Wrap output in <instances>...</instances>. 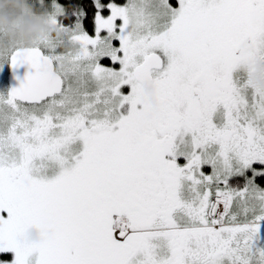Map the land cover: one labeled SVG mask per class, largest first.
Listing matches in <instances>:
<instances>
[{"label": "snow or ice", "instance_id": "1", "mask_svg": "<svg viewBox=\"0 0 264 264\" xmlns=\"http://www.w3.org/2000/svg\"><path fill=\"white\" fill-rule=\"evenodd\" d=\"M93 2L94 35L61 24L50 0L64 39L0 52L31 69L0 93V253L10 264H264V93L233 79L241 41L264 62V0Z\"/></svg>", "mask_w": 264, "mask_h": 264}, {"label": "clouds", "instance_id": "2", "mask_svg": "<svg viewBox=\"0 0 264 264\" xmlns=\"http://www.w3.org/2000/svg\"><path fill=\"white\" fill-rule=\"evenodd\" d=\"M66 34L65 30L49 22L47 11L35 9L32 0H0V52L29 48L43 39L59 41ZM238 52L247 59L236 70L246 74L245 83L250 89L264 93V62L252 54L247 40L239 43ZM141 91L145 103L154 108L152 87L144 86ZM39 235L35 230L28 229L23 238L29 243H36Z\"/></svg>", "mask_w": 264, "mask_h": 264}, {"label": "rangeland", "instance_id": "3", "mask_svg": "<svg viewBox=\"0 0 264 264\" xmlns=\"http://www.w3.org/2000/svg\"><path fill=\"white\" fill-rule=\"evenodd\" d=\"M58 4L62 6V8L64 9V13H66V8L65 6L60 3L58 0H57ZM99 2L101 3V1L99 0ZM50 3V0H45V7L44 8H38L36 6V0H32V4H33V7L37 10H41V11H47V12H50L51 11V8L50 7H47V5ZM127 3V0H122V3H121V6L123 4ZM170 3L173 4V6H177V0H170ZM102 4V3H101ZM106 5V3H103ZM96 12V11H95ZM107 10L106 8L104 9V13H106ZM81 13H83L82 11L80 12H77L75 14V16H73V18H68L69 20H67L65 18V16L67 15H64V16H60L58 17V21L61 23V24H64V25H67V26H71L73 23H75L77 20H79L82 28L87 31L85 29V26L83 24V15H81ZM103 13V12H102ZM103 15V14H102ZM66 20V21H65ZM90 35H94V25H93V29L92 31H87ZM118 43V42H117ZM104 60V59H103ZM101 61L102 65L103 66H106V67H114V68H117L118 69V65L117 67L116 66H109L107 62H104V61ZM107 60V59H106ZM109 63L111 64L112 62L109 61ZM7 73H8V61L3 58V57H0V93H6L7 92V88H8V84H7ZM241 74V77L239 79H236V78H233L235 83L237 84V86H242L245 84V80H246V74L240 72ZM248 92H251V89L248 88L247 89ZM234 185V184H233ZM237 183L234 185L236 186ZM261 231H263V237L264 238V220H261L259 222V230H258V233H257V236L261 239L260 237V233ZM257 241H254V245L255 247H258L260 249H264V243H262L263 245H259L257 246ZM13 258V254L12 253H0V264H4V262H8V264H10L11 260Z\"/></svg>", "mask_w": 264, "mask_h": 264}, {"label": "trees", "instance_id": "4", "mask_svg": "<svg viewBox=\"0 0 264 264\" xmlns=\"http://www.w3.org/2000/svg\"><path fill=\"white\" fill-rule=\"evenodd\" d=\"M58 1L62 3L66 8V13H64V15H67L65 16L67 20H69L68 18H73V16H75L77 12L82 11L83 24L85 26V29L90 32L92 31L94 25L93 18L96 11V6L93 0H58ZM100 1L105 3L106 0H100ZM113 1L122 2V0H113ZM104 9H102L103 13H104Z\"/></svg>", "mask_w": 264, "mask_h": 264}, {"label": "flooded vegetation", "instance_id": "5", "mask_svg": "<svg viewBox=\"0 0 264 264\" xmlns=\"http://www.w3.org/2000/svg\"><path fill=\"white\" fill-rule=\"evenodd\" d=\"M106 1H107V2H106ZM106 1H105L106 5H107V3H109V2H115V3H117L118 5H121V3H122V2H116V1H113V0H106ZM101 3H103V2L101 1ZM106 10H107V8H106ZM101 14H103V15L106 16V15H108L109 13H108V11H107L106 13H101ZM115 43H117V42H115ZM106 59H107V60H106ZM103 61H104V62H107L109 66H116V67H117V65H113L112 63L110 64V63H109L110 59H108V58H105ZM240 77H241L240 71L235 70L234 73H233V78L239 79ZM180 162L182 163L183 161H180ZM254 167H256L257 169H260V168H261L260 165H254ZM203 170L205 171L206 174H209L210 171H211L210 168H207V167H205ZM247 175L250 177V176H251V172L247 173ZM255 182H256L257 185H259V186H261V187H264V176H262V177H256ZM236 183H237V185H239V186H243L244 178H243V177H239V178H235V179H233V180H232V184L235 185ZM260 237H261V239L257 236V239L255 240V241H257V243H256L257 246H259V245H263L262 243H264V238H262V237H263V231H261V233H260ZM263 246H264V245H263Z\"/></svg>", "mask_w": 264, "mask_h": 264}, {"label": "water", "instance_id": "6", "mask_svg": "<svg viewBox=\"0 0 264 264\" xmlns=\"http://www.w3.org/2000/svg\"><path fill=\"white\" fill-rule=\"evenodd\" d=\"M29 71H31V69H29L27 65H20L19 67L13 68L8 62L7 91L12 87H17L25 74Z\"/></svg>", "mask_w": 264, "mask_h": 264}]
</instances>
